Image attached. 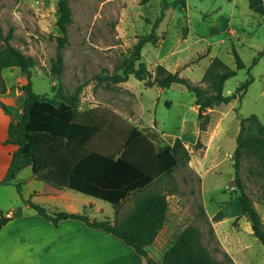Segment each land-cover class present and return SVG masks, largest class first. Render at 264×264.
I'll use <instances>...</instances> for the list:
<instances>
[{
  "label": "rangeland",
  "instance_id": "rangeland-1",
  "mask_svg": "<svg viewBox=\"0 0 264 264\" xmlns=\"http://www.w3.org/2000/svg\"><path fill=\"white\" fill-rule=\"evenodd\" d=\"M36 1L0 0V26L5 33L13 29V45L23 51L29 49L35 55L38 71L34 70L32 74L33 88L44 94L50 92L56 80L50 74V68L52 58L57 54L55 36L60 32L55 26V2L41 4ZM31 2L42 10H34ZM71 5L73 21L68 26L69 43L61 50L65 68L60 81L62 87L72 93L81 91L91 82L101 86L105 82L115 84L97 77V74L114 72L142 36L154 34V39L142 49L141 61L147 66H151L157 47L173 45L174 39L183 40V76L194 82L197 81L193 79L199 77L205 67L200 63L203 57L198 58L199 55L204 53V59H207L218 53L215 55L235 68L232 50H237L246 67L226 81L225 92L232 93L245 81L249 77L248 70L254 80L241 99L209 109L210 122L200 143L186 142L187 152L179 151V166L174 172L176 192L170 196L169 218L152 253L155 261H160L164 249L174 237L185 226L193 224L201 230L203 242L215 259L224 264H264V245L253 232L249 233L251 223L241 212L240 190L233 185V154L240 119L255 113L264 122V15L254 11L249 0H186V4L178 0H72ZM216 25L228 27L226 31H216ZM197 40L199 42L192 46L191 42ZM170 53L168 61L173 64ZM75 56H81V60H73ZM197 63L199 69H195ZM132 78L138 84V79ZM138 89L133 86L126 89L128 112L136 109V100L141 97ZM167 94L177 103L189 100V95L182 94L176 87ZM186 94L195 96L190 91ZM144 100L151 103L146 96ZM161 102L157 116L165 117L166 128L173 131L183 108L175 105L168 109L163 99ZM188 114L190 119L197 118L195 113L192 116V111ZM195 158L198 159V168L194 165ZM205 159L208 163L203 170L199 169V160L204 162ZM248 165L244 160L242 177L246 191L264 213V189L250 177ZM206 173L208 186L203 184ZM23 200V193L21 195L14 185L0 186V209L3 211L12 205L23 204ZM103 203L106 211L114 216V207L108 202Z\"/></svg>",
  "mask_w": 264,
  "mask_h": 264
},
{
  "label": "trees",
  "instance_id": "trees-1",
  "mask_svg": "<svg viewBox=\"0 0 264 264\" xmlns=\"http://www.w3.org/2000/svg\"><path fill=\"white\" fill-rule=\"evenodd\" d=\"M178 1L186 4V0ZM70 2L71 0H57L56 3L55 26L60 33L55 36L57 54L52 58L50 74L58 79V83L52 86V94H39L33 89L32 74L36 59L11 43L12 28L5 33L0 26V92L7 89L2 75L3 68L18 67L27 77V83L20 87L27 94L20 118H16L0 99V105L12 117L7 142L17 146L11 153L10 165L0 179V186L15 184L22 195L24 180L16 181V178L23 167L31 165L36 177L58 188H73L109 201L116 211L113 223L91 220L86 215L68 212L52 215L30 199H24L39 214L55 223L69 217L82 219L95 228L119 237L148 258L150 247L167 220V194L158 191L140 194L130 211L120 217L121 201L131 193L144 190L157 179H169L172 182L179 166V151L187 152V148L180 137L172 145L158 146L150 134L113 110L101 107L79 110V93L63 92L60 79L65 59L61 50L69 43L68 26L73 21ZM249 6L264 15V0H249ZM153 39L154 34L142 36L114 72L99 73L97 77L116 83L127 80L133 74L138 79L145 80L146 85L157 84L162 88H169L175 83L185 85L194 93L195 102L199 105L198 120L201 130H205L210 122L209 114L205 113L208 108L241 99L254 80L248 70L249 77L245 81L232 93L225 92L226 81L235 76L239 69L246 67L235 48L232 50L235 68L216 56L200 82H194L163 64H158L152 72L141 59L143 47ZM256 61L257 57L254 59ZM236 141L233 185H237L240 190L238 200L242 214L251 223L253 234L264 245L263 218L255 200L246 191V183L242 177L243 161L247 160L250 177L264 189V122L257 114L252 113L240 119ZM9 220L10 217L0 209V229ZM155 262L224 264L212 256L203 242L201 230L193 224L185 226L164 249L160 261Z\"/></svg>",
  "mask_w": 264,
  "mask_h": 264
},
{
  "label": "crops",
  "instance_id": "crops-1",
  "mask_svg": "<svg viewBox=\"0 0 264 264\" xmlns=\"http://www.w3.org/2000/svg\"><path fill=\"white\" fill-rule=\"evenodd\" d=\"M45 2H55L54 9L56 12L57 0H38L37 3L45 4ZM31 5L38 12L42 10L40 6L36 7L32 2ZM46 11L41 14L46 13ZM42 26L44 29H47L46 24ZM227 27L228 25H216L214 29L216 31L218 29L219 31L223 29L226 31ZM182 41L181 39H174L173 43L175 46L173 44L164 47L162 44L159 48L157 47L154 60L151 61V66H147L148 69L154 72L158 64H163L172 71H179L183 76L185 63L183 53L185 47L181 45ZM197 42L199 40L191 42L192 46ZM178 45H181V47H177ZM175 47L177 49L171 52ZM24 51L35 58V55L29 49ZM169 53L173 55L172 61L175 62L173 64L168 61ZM215 54H211L209 56L210 58L207 59H204L206 55L204 53H202V56H198V58L203 57L200 61V63L205 64L203 72L206 71L211 60L218 56ZM73 60L79 61L81 60V56H75ZM199 68L200 64L197 63L195 69ZM34 70H37V61ZM203 72L193 80L200 82L203 77ZM2 75L7 89L4 92H0V99L8 106L16 118H20L23 114L24 101L27 97L25 90H22L20 87L27 83V77L18 67L3 68ZM133 76L132 74L127 80L116 82L115 84H108L107 82L103 86L97 85L94 82L86 84L78 92L80 98L79 110L98 107L109 108L132 122L145 133L150 134L158 146L162 144L172 145L177 137H180L185 145L186 142L193 144L201 139L206 129H200L198 120L199 105L195 102V96L186 94L189 90L185 85L175 83L169 88H162L157 84L146 85L145 80H140L136 77L138 79L137 84L132 80ZM56 81L58 82V79H54L52 86L56 84ZM132 86L140 88L138 89V93L141 97L136 100L137 105L135 111L128 112L126 107L127 102L125 101L127 96L126 89H130ZM173 87H176L182 94L189 95V100L187 102L184 100L179 103L174 102L167 94ZM62 90L66 94L72 93L65 90L64 87H62ZM48 93H53L52 87ZM145 96L151 99V103H147L144 100ZM162 99L166 106H168V109H172L175 105L183 108L177 117L179 118L177 127L173 131L166 128L167 119L165 117L157 116V109L161 105ZM209 109L211 108H208L207 111ZM191 111L192 116L194 113L197 114L196 119H190L188 113ZM11 118V114L6 113L0 105V179L4 177L8 170L11 162V153L17 149L15 144L7 142L8 127ZM199 161L201 163L199 169L203 170L204 165L208 161L206 159L204 162L202 160ZM194 163L198 168V159L195 158ZM207 174L205 176L203 175V184L206 186H208L209 178ZM20 180H24V199H30L34 203L42 206L49 214L54 215L57 212H68L86 215L91 220L110 221L112 223L116 219L115 208L114 216L106 211V205L103 202L110 203L109 201L73 188H58L36 177L31 165L23 167L18 173L16 181ZM10 185L16 187L15 184ZM152 191L167 194V200L169 201L168 220L170 214V196L176 192L174 180L170 182L169 179H157L147 185L144 190L127 195V198L121 201L119 216L121 217L130 211L138 195ZM110 204L112 205V203ZM205 205L207 206V203ZM206 210L208 212V209ZM258 211L264 223V213L261 209H258ZM4 213L10 217V220L0 229V264H149L147 258L139 254L134 247L126 244L122 239L110 232L89 225L82 219L69 217L60 219L55 223L39 214L24 200L23 204L17 206L12 205L10 208L4 210ZM248 231L250 234L253 232L251 228ZM162 232L163 229L150 247V257L154 260L157 259H155L152 253L154 251L153 247L158 243Z\"/></svg>",
  "mask_w": 264,
  "mask_h": 264
},
{
  "label": "water",
  "instance_id": "water-1",
  "mask_svg": "<svg viewBox=\"0 0 264 264\" xmlns=\"http://www.w3.org/2000/svg\"><path fill=\"white\" fill-rule=\"evenodd\" d=\"M147 260H148V262H151V263L157 264V262H155V261L153 260L152 257H148Z\"/></svg>",
  "mask_w": 264,
  "mask_h": 264
}]
</instances>
